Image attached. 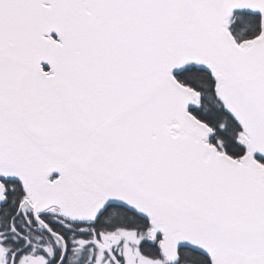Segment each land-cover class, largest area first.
Returning a JSON list of instances; mask_svg holds the SVG:
<instances>
[{
  "label": "snow or ice",
  "instance_id": "6c2138e0",
  "mask_svg": "<svg viewBox=\"0 0 264 264\" xmlns=\"http://www.w3.org/2000/svg\"><path fill=\"white\" fill-rule=\"evenodd\" d=\"M0 264H264V0H0Z\"/></svg>",
  "mask_w": 264,
  "mask_h": 264
}]
</instances>
